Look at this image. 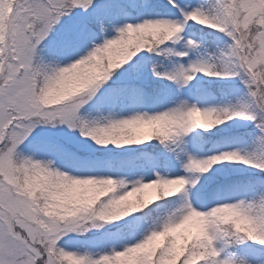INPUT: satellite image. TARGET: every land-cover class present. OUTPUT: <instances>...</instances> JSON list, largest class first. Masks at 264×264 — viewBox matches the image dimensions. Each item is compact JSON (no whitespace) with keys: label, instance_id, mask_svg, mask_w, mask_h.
Returning <instances> with one entry per match:
<instances>
[{"label":"snow or ice","instance_id":"snow-or-ice-1","mask_svg":"<svg viewBox=\"0 0 264 264\" xmlns=\"http://www.w3.org/2000/svg\"><path fill=\"white\" fill-rule=\"evenodd\" d=\"M0 264H264V0H0Z\"/></svg>","mask_w":264,"mask_h":264}]
</instances>
